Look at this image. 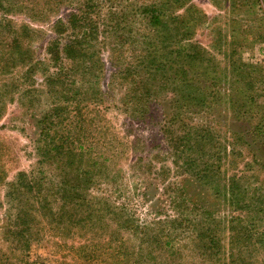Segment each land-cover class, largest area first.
Returning a JSON list of instances; mask_svg holds the SVG:
<instances>
[{"label": "rangeland", "instance_id": "374dc122", "mask_svg": "<svg viewBox=\"0 0 264 264\" xmlns=\"http://www.w3.org/2000/svg\"><path fill=\"white\" fill-rule=\"evenodd\" d=\"M38 1L11 0L13 5L8 11L0 8V20L6 18L18 28L28 25L35 29L33 33L36 35L23 41L32 51V62H40L32 78L24 72L27 63L20 64L21 61H17L12 73L15 78L0 76V84L7 80L9 89L0 118V264H231L232 223L229 221L232 217L242 218L243 223L238 225L241 229L249 223L244 235H253L255 242L258 236L261 237L259 234H264V211H259L264 199V127L252 131L264 116V0H186L181 7L175 3L170 6L168 12H177L181 17L177 22L183 28L187 26L190 40L197 42L213 59L210 64L203 65L208 76L229 77L227 81L221 78L214 87L216 92L225 93H219L218 102L210 96V104L200 114L194 118L186 114L176 122L170 121L171 109L160 99L150 103L147 118L133 120L122 110L114 108L123 107L120 97L123 94L118 86L120 79L113 80L111 91L107 87L119 58L113 48L120 36L138 38L148 33L147 21L137 11L141 5L155 0H98L100 6L95 3L92 13L102 30L99 38L103 39L99 46L104 70L101 81L107 97L101 105L110 106L106 117L113 129L109 134L108 130L95 131L98 152L84 164L87 169L93 160L98 161L97 157L103 160L100 154L103 152L104 156L112 158L111 162L105 163L110 180L103 178L105 180L99 185L91 184L86 190L90 194L88 200L81 206L62 205V202L55 201L51 206L53 210L59 209L57 216L48 214L35 218L31 213L34 214L36 202L29 194L18 191L19 201L5 195L10 191V183H16L18 172L44 171L48 179L51 174L58 173L57 167L45 161L37 151L41 133L38 120L57 100L55 88L45 84L46 76L43 75V72L47 73L45 70H52L47 64L46 46L55 37L54 20H66L82 6L79 0H68L61 5L51 0L44 5L43 12H38L35 11L39 7L36 5ZM181 19L185 23L180 22ZM106 29L109 31L103 32ZM9 33L7 30L5 35ZM124 48L132 57L121 61H135L139 47L133 39L127 41ZM236 74L240 82H234ZM27 91L32 93L24 94ZM228 92L233 94L230 96ZM251 96L255 101L246 102L247 114L238 109L239 104L233 106L231 101L239 103ZM186 122L217 132L219 144L216 149L221 148L222 156L220 160H213L220 162L222 176L230 185L232 178L242 176L239 182L249 187L246 198H250V207L241 205L237 208L227 201L232 193L226 197L217 195L211 185L189 179L180 169L179 163L183 159L176 156L175 146L169 143V133L183 136L187 130L184 127ZM198 157L196 153L195 158ZM178 183L185 188L191 207L198 205L201 210L211 212L210 216H201L209 214L199 210L195 215L189 211V216H197L213 227L212 234L218 236L221 244L217 254L202 255L193 233L187 235L185 230H173L165 222L179 217L183 208L172 202L173 196H179L175 189L172 190V186ZM48 186H51L49 180ZM13 202L18 205L15 210L11 207ZM106 205L111 210L115 205L126 206L133 214L136 226L147 227V233H153L159 240L171 241L173 254L172 250L165 253L159 248L152 250L154 237L142 241L139 230L120 227ZM20 209L25 212V222L19 221L21 224L15 226V215ZM255 221L257 227L251 225ZM235 225L233 223V228ZM254 244L242 254L243 260L248 264H264V246Z\"/></svg>", "mask_w": 264, "mask_h": 264}, {"label": "trees", "instance_id": "16d2710c", "mask_svg": "<svg viewBox=\"0 0 264 264\" xmlns=\"http://www.w3.org/2000/svg\"><path fill=\"white\" fill-rule=\"evenodd\" d=\"M48 1L51 0H42V2L39 0L36 4L39 7L35 11L43 12L42 9L45 8L44 5L48 4ZM55 1L56 5H61L68 0ZM79 1L82 6L78 12H72L66 20L61 18L54 20L55 37L51 38L46 46L47 64L48 67L51 66L52 70H45L47 73L43 72V75L46 76L45 84L55 88L54 94L57 96V100L38 120L41 133L37 151L45 161L57 167L58 173L51 174L48 179L44 171L18 172L16 183H10V191L5 195L11 197L13 201H19L18 191L22 190L21 192L25 195L29 194L37 204H34V214L31 213L35 218L37 215L57 216L59 209L53 210L51 206L55 201L62 202V205L70 203V205L81 206L88 200L90 194L86 190L90 185H99L105 179L110 180L111 176L109 169L106 170L105 163L111 162L112 158L104 156L103 152L100 153L103 155V160L97 157L98 161L93 160L87 169L84 164V161L88 162L89 158L94 156L93 153L98 152V148L95 146L98 136L95 131L101 133L108 130L109 134L112 133L113 128L106 117L110 106L101 105L107 97L101 81L104 70L99 46L103 43V39L99 38L102 30L97 26L92 13L95 3L99 7L101 2L98 0ZM185 1L155 0L151 4L141 5L137 14L147 21L148 33L138 38L134 35L130 38L120 36L118 44L113 48L115 52L117 51L116 55H119V58L114 64L115 71L110 74L113 79L107 87L111 91L113 80L120 79L118 86L123 94V96L120 95L123 107L121 109L114 106V108L122 110L135 121L147 118L150 103L159 99L166 102L171 109L170 121L176 122L183 115L188 114L194 118L200 114L210 104V96H213L218 102L219 93L225 94L221 90L216 92L214 87L221 82V78L227 81L229 77L208 76L207 69L203 65L204 63L210 64L213 59L197 42L190 40L187 26L183 28L177 22L181 18L177 12H168L173 3L181 7L180 5H185ZM11 5H13L11 0H0V8L5 11H8L7 9ZM180 22L185 23V20L181 19ZM0 30V76L15 78L16 76L12 73L18 65L17 61H21L20 64L27 63L24 72L32 78L38 70L36 65L40 62H32V51L29 49V44H25L23 40L36 35L34 34L35 29L28 25L18 28L13 25V21L2 18ZM7 30L11 32L7 34L10 36L5 35ZM108 31L106 29L103 32ZM131 39L139 47L138 54L135 53V61L132 63L126 62V60L121 61L126 57H132V54L127 55L124 51V44ZM200 69L201 72H199ZM234 77V82H240V77L237 74ZM6 81L4 80V83L0 84V118L5 109L3 100L9 94ZM26 93L30 95L32 92L27 91L24 94ZM228 94L231 96L233 93L228 92ZM231 101L233 106L239 104L238 109L247 114L249 110L245 109L246 102H254L255 99L254 96H251L246 101L242 99L239 103L233 99ZM184 127L188 131L185 130L183 136H176L168 132L169 143L175 146L174 149L178 154L176 156L183 159L179 163L180 169L185 171L184 173L189 176V179L193 178L201 184L211 185L217 195L226 197L227 194L232 193V197L227 198V201L237 208L242 207L241 205L250 207V198H246L249 187L242 185V181L239 182L242 180V176L232 178V185H230L222 176L220 162L215 163L213 160V158L220 160L222 156L221 148L217 147L216 149V144H219L216 140L217 132L196 123L188 124L186 122ZM260 127H264V116L252 131H260ZM115 139H117L116 136ZM42 142H44L43 145ZM196 153L198 158H195ZM224 154L227 155L225 148ZM105 170L106 172L100 174ZM55 179L59 181L56 182ZM48 180L51 186L46 187ZM173 189L179 194L178 197L173 196L174 206L183 208L179 212V217L167 219L165 222L173 230H185L187 235L193 233V239H195L198 251L202 255L210 253L214 255L220 252L221 244H219L218 236L212 234L213 227L208 226L197 216H189V211L196 213L195 215L199 214V210L209 214L201 216H210L211 212L201 210L194 203L197 207H191L190 199L188 201L186 197L185 188L179 183L176 186L173 185ZM261 203L264 205V199L261 200ZM11 207L15 210L18 205L13 202ZM106 207L114 219L119 221L120 227L139 230L142 241H149L150 237H154L153 233H147V227L141 228L134 224L135 218L126 209V206L115 205L112 210L110 206L106 205ZM261 207L259 211L263 212L264 206ZM24 215L25 212L21 209L16 213L15 226L25 222ZM231 223L236 225L234 228L232 225L230 227L232 234L229 241V262L242 264L243 261L244 264H248L247 260H243L245 258L242 257V254L255 242L253 235H244L249 223L243 225V229L238 227L239 223H243L242 218L232 217L229 221V224ZM257 223L255 221L251 225L257 227ZM262 233L264 232L262 231ZM259 235L261 237L258 236L255 244L260 243L264 246V234ZM152 240H154L152 250L159 248L160 252L164 253L172 250L173 254L174 246L170 240L164 242L157 236Z\"/></svg>", "mask_w": 264, "mask_h": 264}]
</instances>
